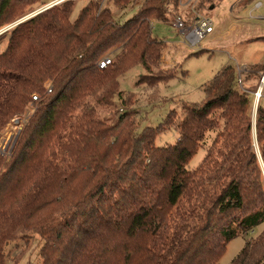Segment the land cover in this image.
Wrapping results in <instances>:
<instances>
[{
    "label": "trees",
    "instance_id": "obj_1",
    "mask_svg": "<svg viewBox=\"0 0 264 264\" xmlns=\"http://www.w3.org/2000/svg\"><path fill=\"white\" fill-rule=\"evenodd\" d=\"M52 1L0 0V134L32 108L11 157L0 156V264L11 244L33 236L42 264H220L239 237L246 242L231 264H264L263 100L253 119V97L228 65L203 102L141 131L120 79L137 66L139 84L152 89L175 76L152 25L168 23L181 0H108L138 6L123 22L107 0H90L73 20L76 4L66 0L19 23ZM107 53L112 63L100 70ZM261 72L243 85L251 90ZM172 128L177 143L158 148Z\"/></svg>",
    "mask_w": 264,
    "mask_h": 264
},
{
    "label": "rangeland",
    "instance_id": "obj_2",
    "mask_svg": "<svg viewBox=\"0 0 264 264\" xmlns=\"http://www.w3.org/2000/svg\"><path fill=\"white\" fill-rule=\"evenodd\" d=\"M57 1L58 0H53L46 5L37 6L35 11L27 17L37 15L39 12L47 10L48 7ZM89 1L90 0H71L72 3L76 4L72 16L73 20L78 17L80 10ZM206 1L208 0H181L179 8L177 11H173L172 14L178 13L177 16L175 15L172 17L171 15L168 23L155 22L152 25L154 37H157L164 43L162 65L164 69L175 73L173 78L169 79L167 82H161L155 89H152L150 85L139 84L140 77L144 75V70L137 66L120 79V90L123 92V97L125 99L129 97L132 98V104L126 105L124 109L127 112L135 113L133 117L139 123V129L141 131L146 128L159 127L171 113L176 117L182 116L185 105L194 106L203 102V100H205V88L213 82L217 74L224 67L228 65L236 67V58L239 65L246 64V62L249 64L247 57L243 59L244 55L241 59L233 52L230 53L223 49L224 45L229 44L227 42L238 39V42L240 41L239 44L245 49L244 54L245 51L250 48L246 53L248 51L249 54L251 53V60L261 57L264 62V19H255L257 13H254L252 17L248 14L247 20L241 19L245 26L243 29L235 28V30L231 31L230 28L224 29L221 24H219L216 31L219 33V30L222 29V32L214 39L209 37L200 50H191L187 45H183L184 37L180 31L174 27L175 20L181 17L183 20L185 19L187 21L185 25H190L197 16L212 17V15H206V11H208L209 8V3ZM202 3L204 7L201 6ZM261 3L264 4V0H261ZM107 5L113 7L112 3H109L108 0L105 2V6ZM198 9L202 12L198 13ZM138 10V6H130L126 10L115 9L113 7L116 20L122 22L131 19L138 13ZM248 11H250V9ZM263 11L264 8L260 13L264 14ZM218 13L222 15L223 13L228 14L226 8ZM228 15L230 17V14ZM27 17H25L24 20L27 19ZM11 26H13V24L6 26L2 31L7 28L10 29ZM215 34L216 32H214V35ZM6 45L7 41L5 40L0 43V53L4 51ZM106 55L105 57H110L113 60L114 53H107ZM247 56L249 55L247 54ZM260 77L251 81L250 86H248L251 90H254L253 88L258 86ZM262 105L264 106V100L262 101ZM29 107L30 105L26 108V111L32 110V108ZM100 112H102L103 118L111 117L107 110L101 109ZM26 113L22 116L24 117ZM118 113H122L120 108H118ZM252 117L255 119L253 111ZM115 120L116 119L113 121ZM6 128L0 135H2L3 139L8 140L15 131L12 129L11 125H8ZM213 137L214 135H210L205 144L202 145L191 158L189 161V168L191 170L197 169L203 162L207 147L211 144ZM178 139L179 135L173 128L167 129L156 137L155 144L158 148H165L176 144ZM263 231L264 226L259 232L262 233ZM245 242L246 239L242 237L232 240L228 244L220 260V264H231L241 253ZM42 245L38 236H33L26 240L11 244L6 250V264H42L40 256Z\"/></svg>",
    "mask_w": 264,
    "mask_h": 264
},
{
    "label": "built area",
    "instance_id": "obj_3",
    "mask_svg": "<svg viewBox=\"0 0 264 264\" xmlns=\"http://www.w3.org/2000/svg\"><path fill=\"white\" fill-rule=\"evenodd\" d=\"M66 1V0H64ZM62 1H57L47 9L59 5ZM260 4L257 5L259 7ZM174 27L180 31V33L184 37V44L187 45L191 50L194 49H202V45L204 42L209 38L212 37V35L215 32V25L214 21L211 18L199 16L197 19L190 25H185L184 20L181 17H178L174 22ZM112 59L110 57H104L98 64V68L100 70L106 69L109 65H111ZM236 71H237V85L239 89L249 94L253 97V113L255 114L258 110V107L261 103V101L264 99V72L262 73L259 84L254 90H248L243 85V75L245 73V67L242 65H239L236 61ZM48 93L51 94L52 90H48ZM33 103L38 102L39 97L34 95L33 96ZM32 111H27L26 115L15 117L8 125L12 126V129H14V133L11 134L9 139H3L2 135H0V156L4 158H10L15 144L20 137L24 126L28 122L29 117L31 116ZM7 129V128H6ZM8 130V129H7Z\"/></svg>",
    "mask_w": 264,
    "mask_h": 264
},
{
    "label": "crops",
    "instance_id": "obj_4",
    "mask_svg": "<svg viewBox=\"0 0 264 264\" xmlns=\"http://www.w3.org/2000/svg\"><path fill=\"white\" fill-rule=\"evenodd\" d=\"M209 2H210L209 8H208V11H206L207 12L206 15L208 16L212 15V17L210 18L214 21L215 27H216L215 29L216 34L215 35L213 34L211 39L216 38L218 34L222 32V29L219 30V33L218 31H216L219 24H221V26L224 29L230 28V30L232 31V30H235V28H241V29L245 28L241 19L247 20L248 14L250 17H252L254 13H257V16H255V19H261V20L264 19V14L260 13L261 10L264 8V4L261 3V0L260 1H257V0H209ZM258 4H261V5L257 7ZM225 8L227 9L228 14H230V17L227 13H223V15L218 13L219 11H223ZM249 9L250 11H248ZM239 42H238V39L232 40L231 42H227L229 44L224 45L223 49L229 51L230 53L233 52L234 54L238 55L237 56L238 58L242 59L243 55H244L243 59L245 57L248 58L249 64H247V62L246 64H242V66H244L246 70L245 74H248L255 67H261L262 72L259 74V77H260L262 73L264 72L263 59H261V57H257L251 60L252 59L251 53L249 54V51L246 53V51L249 50L250 48H248L244 54L245 49L243 48L242 45L239 44ZM247 54L249 56H247ZM236 61H237V58H236Z\"/></svg>",
    "mask_w": 264,
    "mask_h": 264
},
{
    "label": "water",
    "instance_id": "obj_5",
    "mask_svg": "<svg viewBox=\"0 0 264 264\" xmlns=\"http://www.w3.org/2000/svg\"><path fill=\"white\" fill-rule=\"evenodd\" d=\"M59 1H62L61 3H63V2H64V0H59ZM61 3H60V4H61ZM43 11H44V10H43ZM43 11H42V12H43ZM39 13H41V12H39ZM39 13H38V14H39ZM34 16H35V15H34ZM34 16H31V17H34ZM31 17H28L27 19H25V20H22V21H20L19 23H22V22H24V21L28 20V19H29V18H31ZM13 27H14V26H13ZM11 28H12V27H11ZM11 28H10V29H11ZM10 29H8V30H10Z\"/></svg>",
    "mask_w": 264,
    "mask_h": 264
}]
</instances>
